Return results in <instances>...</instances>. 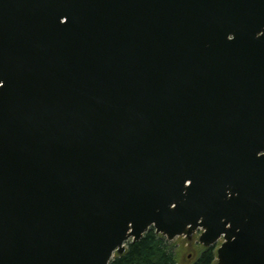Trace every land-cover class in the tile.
<instances>
[{"label":"water","instance_id":"95a60500","mask_svg":"<svg viewBox=\"0 0 264 264\" xmlns=\"http://www.w3.org/2000/svg\"><path fill=\"white\" fill-rule=\"evenodd\" d=\"M153 226L264 264V0H0V264Z\"/></svg>","mask_w":264,"mask_h":264},{"label":"trees","instance_id":"16d2710c","mask_svg":"<svg viewBox=\"0 0 264 264\" xmlns=\"http://www.w3.org/2000/svg\"><path fill=\"white\" fill-rule=\"evenodd\" d=\"M185 240L187 246L191 247L193 264H216V245L203 246L197 240V236ZM110 264H182V262L175 241H169L165 235L157 233L155 228L151 227L142 238L130 242L127 250L117 255Z\"/></svg>","mask_w":264,"mask_h":264},{"label":"rangeland","instance_id":"374dc122","mask_svg":"<svg viewBox=\"0 0 264 264\" xmlns=\"http://www.w3.org/2000/svg\"><path fill=\"white\" fill-rule=\"evenodd\" d=\"M200 231L196 232L195 234L199 235ZM176 243V247L179 251V259L180 261L185 264H193V256H192V250L190 249V246H187L186 240L184 236H178L174 239ZM221 241L218 242V245H220Z\"/></svg>","mask_w":264,"mask_h":264}]
</instances>
